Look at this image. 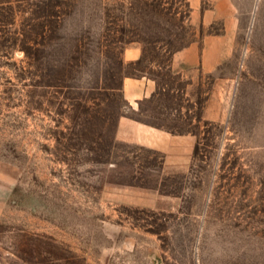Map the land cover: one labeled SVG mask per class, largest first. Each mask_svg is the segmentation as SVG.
<instances>
[{"label": "rangeland", "instance_id": "1", "mask_svg": "<svg viewBox=\"0 0 264 264\" xmlns=\"http://www.w3.org/2000/svg\"><path fill=\"white\" fill-rule=\"evenodd\" d=\"M199 2L0 0V264H264V0ZM206 35L227 56L189 85L172 55ZM127 76L158 82L139 111ZM122 115L196 133L190 163Z\"/></svg>", "mask_w": 264, "mask_h": 264}, {"label": "crops", "instance_id": "2", "mask_svg": "<svg viewBox=\"0 0 264 264\" xmlns=\"http://www.w3.org/2000/svg\"><path fill=\"white\" fill-rule=\"evenodd\" d=\"M192 7V21H199L198 8L199 0H189ZM205 23L212 22L208 12L203 14ZM221 39V38H220ZM219 38L213 35H206L202 42L195 41L183 49L173 53L170 68L174 74H187L191 77L194 85L201 74H211L217 70L219 65L226 58V49L217 47ZM141 52L136 47L127 48L125 56L129 60L139 59ZM216 88L220 86L215 83ZM158 91L156 79L141 76H127L123 82V93L130 106L139 111L141 103L145 99L154 97ZM215 99H208L205 107L204 117L206 119H218L217 110L212 111ZM116 138L129 143L137 144L141 147L153 149L165 155V163L168 166H187L193 154L197 136L193 133H175L145 122L135 117L122 115L117 124Z\"/></svg>", "mask_w": 264, "mask_h": 264}, {"label": "trees", "instance_id": "3", "mask_svg": "<svg viewBox=\"0 0 264 264\" xmlns=\"http://www.w3.org/2000/svg\"><path fill=\"white\" fill-rule=\"evenodd\" d=\"M191 11H192V9H191V7H190V5H188V12H189V16L191 15ZM188 16V17H189ZM201 27V31H202V34H203V32H204V26L203 25H201L200 26ZM193 42H195V41H192L191 43H193ZM39 43H41V42H39ZM191 43H189V44H191ZM188 44V45H189ZM187 46V45H186ZM186 46H184V47H186ZM32 48V47H31ZM33 49V48H32ZM182 49V48H181ZM25 51L27 52V56L28 57H31L32 58V50H30L29 48H25ZM155 125V124H154ZM181 133H183V132H181ZM194 134H196V133H194Z\"/></svg>", "mask_w": 264, "mask_h": 264}]
</instances>
